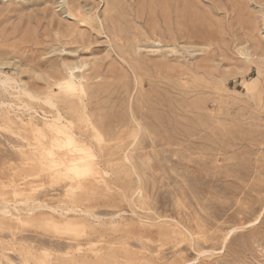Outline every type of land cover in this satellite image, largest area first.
Segmentation results:
<instances>
[{
  "label": "rangeland",
  "instance_id": "1",
  "mask_svg": "<svg viewBox=\"0 0 264 264\" xmlns=\"http://www.w3.org/2000/svg\"><path fill=\"white\" fill-rule=\"evenodd\" d=\"M5 79L0 264H264V0H0Z\"/></svg>",
  "mask_w": 264,
  "mask_h": 264
},
{
  "label": "bare ground",
  "instance_id": "2",
  "mask_svg": "<svg viewBox=\"0 0 264 264\" xmlns=\"http://www.w3.org/2000/svg\"><path fill=\"white\" fill-rule=\"evenodd\" d=\"M70 8V7H69ZM70 10V9H69ZM79 13V12H78ZM76 15V14H75ZM73 19V18H72ZM86 22V21H85ZM175 33H176V31H175ZM178 33V32H177ZM183 34V33H182ZM179 35V34H178ZM177 35V36H178ZM77 68V67H76ZM78 69V68H77ZM82 77V76H81ZM8 79V78H7ZM66 79V78H65ZM6 80V79H5ZM78 80H80L79 78H78ZM77 80V75L76 74H74V73H72L71 72V74H69L68 76H67V79L65 80V82L64 83H61L60 85L62 86H67L68 87V91H70V92H76L77 91V89H78V86H77V84L76 83H74L75 81H78ZM81 81V80H80ZM6 84H8L9 85V83H8V80H6V81H0V85H6ZM73 94H75V93H73ZM73 98V97H72ZM49 102H51L52 103V101H50L49 100ZM50 103V104H51ZM58 118L55 120V122L57 123V124H61V122H62V116H61V114H59L58 116H57ZM78 159H75V160H73L72 159V161H77ZM71 162V161H70ZM94 179V178H93ZM97 183V182H96ZM100 183H105V180H103L102 179V182H100ZM7 207V206H6ZM8 207H10L9 205H8ZM28 210V209H27ZM35 211V210H34ZM25 213V212H24ZM61 214V213H60ZM65 214V213H64ZM24 215H26V214H24ZM24 215H22V216H24ZM31 215V214H30ZM33 215V214H32ZM21 216V217H22ZM72 239H76L75 237L74 238H72ZM111 250V249H110ZM116 251V250H115ZM112 253H114V252H112ZM111 254V253H110ZM115 255V254H114ZM101 264H107V262H102Z\"/></svg>",
  "mask_w": 264,
  "mask_h": 264
}]
</instances>
